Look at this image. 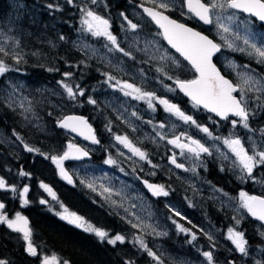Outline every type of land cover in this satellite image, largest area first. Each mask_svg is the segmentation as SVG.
<instances>
[{"label": "rangeland", "instance_id": "374dc122", "mask_svg": "<svg viewBox=\"0 0 264 264\" xmlns=\"http://www.w3.org/2000/svg\"><path fill=\"white\" fill-rule=\"evenodd\" d=\"M76 1L80 5V11H78L77 45L83 51H86L102 62L104 74H100L101 77L97 78L95 89L105 92L104 101L107 104L102 102L110 108L117 122L115 123L114 131L111 127L107 126L109 132L101 144L80 140L79 137L72 135L67 139L66 149L61 154L55 156L63 155L67 151L69 143L75 145L83 143L86 147L90 148L94 154L90 158L65 160L63 162L65 171L72 178L73 182L79 184L80 188L86 189L92 194L95 202L97 201L106 205L107 208L115 211L119 217L130 221L132 224L136 223L139 225V227L135 228L137 231L125 228L109 237H114L117 234L124 236L125 233L129 232V240L131 242H136L135 244L140 247L137 238L142 239L147 248L151 249L159 257L162 264H208L203 253L206 251L212 252L211 244L217 246L220 252H224V248L227 247L230 250L234 249L235 246L228 239V229L234 228L237 231L243 232L241 229L243 219L249 215L247 210L241 207L240 193L245 192L251 195L255 191H264V165H256L251 175H249L239 164L235 154L223 141L239 137L245 149L249 151V154H252L254 146L256 151L264 150V131H262L264 130V126H260L259 128L253 126L252 122L248 121L249 128L245 129L240 122V118L235 116H231L229 121L225 122L224 125L217 124L211 119L210 121L214 130L210 129V122L207 124L197 123L209 129L212 134L209 136L196 125L185 123L177 116L166 112L164 106L155 100L153 101V110L148 107L146 100H137L132 96H125L120 91V85L117 84V81L134 84L143 91L154 92L157 97L163 99L177 98L175 82L172 79H168V77L171 75V71H175L173 74L178 71L184 72L188 70V67L184 64L183 59L165 43L161 31L157 32L155 29L148 31L147 25L151 19L143 13L137 2L141 1L153 4L149 0H138L136 4L132 3L131 0H126L127 10L118 11L105 10L102 7L104 6L102 0H96L95 4L92 3V0ZM158 2L159 0H157ZM183 5L184 3H181L180 0H172L168 11L172 9L173 12L181 15L182 19L191 18L190 14H187L186 7ZM85 9L92 10L109 21V30L117 38V44L120 48L129 52L130 56H125L122 52L118 51L116 46L112 45L106 37H97L87 31L86 26L82 24V19L84 18L82 10ZM232 11L229 10V14ZM182 12L185 14L182 15ZM136 19H139L141 22L136 23ZM129 20L138 25L137 29L132 30L129 27ZM255 21L250 14L236 11V21L231 26L234 31H239L241 36L246 34L245 30L247 29L252 34L250 37L252 42L260 46L264 43V27ZM114 24L118 25L117 31L113 29ZM210 27L222 45V51L219 56L222 59L225 72L244 90V103H248L249 105L255 103V90L249 91L248 86L244 84L246 75L239 74H250L259 80L261 84H264V77L262 76L264 75V64L258 63L256 57L249 56L247 52L234 51L224 46L215 25L213 24ZM235 44L237 47L247 48L242 40L235 41ZM0 47H4L6 51L11 52L21 49L19 47V38L15 37L9 29L1 24ZM162 57L164 58L162 59ZM1 60L9 66L10 70L4 74L3 87H0V96L2 97L3 95L19 111L24 112L26 116L25 128L27 131L42 130L45 132L48 128V123L40 108L37 107V104L50 99L54 95H58L61 89L57 88L56 85L45 84L42 87L39 86L36 91H33L17 78L19 75L15 70L17 64L13 59L8 61L3 58ZM127 63H129V66ZM131 64L140 69L133 67ZM109 76L115 79L109 80ZM61 82H59V86L63 87ZM178 105L181 109L184 106L181 103H178ZM67 107L76 108L75 103ZM67 107H64V109ZM191 108L194 109V106L190 104V107L183 108L182 110L185 111L186 115L192 116L197 121ZM133 113H136V115H133ZM159 113H161L160 117H158ZM163 114L165 115L163 116ZM232 120L237 121L235 127L232 125ZM160 124H164V127L160 128ZM219 128L224 131H221ZM2 131L1 129L0 134L2 133L4 136L1 135L5 138L6 135ZM116 136H127L135 147L140 148L141 151L146 153L147 159L141 160L138 156H134L124 145L116 141ZM176 136H179L181 140H188V137L199 140L207 146L210 154L201 153L197 158L185 151L182 155L181 149L168 143L169 140L174 139ZM8 139L6 140L7 144L13 147L17 146ZM146 142L148 145L154 144L152 150L155 151V156L159 152L162 155L164 153L168 154V148L172 149L177 158L176 160H178V163L183 164L184 167L177 168L174 164H170L166 155L159 159H152L148 154ZM55 153L57 154V152ZM109 157L115 160L116 163H105ZM210 163L215 164L219 171H229L238 182V185H234L235 187L231 189L228 187L229 185H220L210 181L203 172L208 169ZM161 167V171L165 170L169 173L168 176L174 175L176 178L180 176L184 181L187 180V184L192 188L190 192L193 193L194 191L197 197L211 192L208 198H214L220 208L223 207V209L229 211L232 219L225 227L220 224L221 227L218 230V232H221L220 235L222 237L214 230V224L211 220L203 216L197 220H192L189 216L187 217L181 210L178 200L173 197L169 188L163 185L169 194L167 196L154 195V197L162 201L160 203L161 206L170 208L172 214H170L168 220L171 221V225H174L178 230L177 225L188 229L187 232H180L179 230L178 233H182V235L183 233H187L190 236V239L187 242L185 241V243L177 241V238L167 239L169 237L167 235L171 232V228L168 225L169 222L166 217L156 213L157 208L151 205L153 194L145 189L142 182L145 178H150L149 180L154 182V176ZM227 183L230 184L231 182ZM89 184L92 187H89ZM250 187L251 189H249ZM105 188L111 189V194L105 192ZM188 204L189 206L185 207L191 210L194 203ZM60 205V215L65 214V209H67L68 213L79 215L64 203H60ZM52 206L55 207L54 205ZM199 209H201V206ZM176 213H179V215ZM14 218L15 216H12L10 219ZM84 220L88 224L100 228L85 218ZM237 220L240 221L239 224H237ZM192 221L195 225L194 228H197L204 235L206 241L196 239L198 236L197 231L190 227ZM100 229L103 230L104 228ZM254 231L256 233L254 238L258 236L259 239H264V228L260 224H257ZM193 234L196 237L195 239L192 238ZM244 237L247 240L245 235ZM253 242H257V240L254 239ZM187 245L192 246V249L186 248ZM246 249V255L238 252L240 264H260L262 262L264 258L263 242L251 245L247 240ZM53 255L55 254H44L40 258V264L44 256L51 257ZM55 256L60 261V264H63L64 260H61L57 255ZM145 264H158V261L148 255ZM213 264H219L215 256H213Z\"/></svg>", "mask_w": 264, "mask_h": 264}, {"label": "trees", "instance_id": "16d2710c", "mask_svg": "<svg viewBox=\"0 0 264 264\" xmlns=\"http://www.w3.org/2000/svg\"><path fill=\"white\" fill-rule=\"evenodd\" d=\"M131 1L136 4L138 0ZM102 2L104 4L102 7L105 10H127L126 0H102ZM139 2L141 1H138L137 4ZM180 2L183 3V0H180ZM49 5H53V7H49ZM78 11H80V5L76 0H72V3H69L68 0H0V24L19 38V47H21L16 52L7 51L8 55L0 53V60L5 58L10 61L13 59L17 64L15 69L19 74L17 78L33 91L45 84L56 85L57 88L62 90L58 95L37 104L48 123L45 132L42 130L27 131L24 112L19 111L3 95L0 96V130L2 129V132L6 135L4 138V135L0 134V170L8 175L11 172L15 173V170L28 173L29 175L25 178H28L34 187H39L41 183L63 180L58 168L49 157L61 154L66 149L67 139L75 135L66 128L60 127L59 120L64 114L79 113L86 116L100 140L108 134L107 126L114 131L117 122L110 108L104 104L106 103L104 101L105 92L95 89L97 78H100L102 73L104 74L102 62L77 45ZM170 12L181 18V15L173 12L172 9ZM184 20L213 32L210 26L205 27L193 17L184 18ZM140 22L139 19H136V23ZM147 26L148 31L154 29L157 32L160 31V28L152 20H149ZM117 27V24L113 25L115 31H117ZM17 54L20 57L19 63L13 58ZM219 55L220 53L216 56V61L223 67ZM122 60L124 61L123 58ZM183 61L188 70L178 71L175 74H173L175 71H171L170 76L174 82L177 78L194 76V70L190 64L184 59ZM127 64L129 66V63ZM132 66L140 69L134 65ZM65 73L71 75L65 76ZM262 76L264 77V75ZM4 77L5 75L0 76V87H3ZM60 81L73 88L76 93L74 99L68 96L64 87L59 86ZM81 90H83L84 95H79ZM254 94L255 103L250 105L245 103V106L248 112V121L252 122L253 126L260 128V126H264V91H254ZM176 96L177 98L174 97L175 99H169V101L178 107V103L184 105L182 109L190 107V104L194 106L193 102L177 88ZM89 98L95 100L96 103L90 104L88 102ZM74 103L76 108L67 107ZM64 107L67 108L64 109ZM179 108L181 109V107ZM191 111L197 123L207 124L210 122V129L212 130L214 128H212L211 119L217 124L224 125L230 118L224 120L202 107L194 106ZM160 116L161 113L158 117ZM219 129L221 130V128ZM7 138L17 146L13 147L7 144ZM25 145L33 148L34 151H27ZM146 146L149 156L155 160L156 153L152 150L154 144L148 145L146 142ZM35 149H39V152ZM203 172L214 183L229 185L228 187L231 189L238 185V182L229 171H219L213 163H210L208 169ZM18 180L20 179L18 178ZM165 180L172 192H178V199H180V187L184 184L189 188V191L192 190L191 186L187 184V180L184 181L180 176L176 178V176L171 175L166 177ZM65 188L66 190H63V194H61L63 201L67 205L72 204L77 209L76 211L90 223L92 222L94 225L104 228L103 230L110 234L109 236L125 228L137 231L132 227L130 221L119 217L115 211L107 208L106 205L95 202L92 194L86 189L78 187V192L74 188L71 191L67 185H65ZM255 192L264 193V191ZM193 193L195 192L193 191ZM152 196L151 205L157 208L156 213L168 220V217L172 214L170 208L161 206L162 201L154 195ZM175 196L173 195V197ZM200 198L199 201L186 200L185 198L178 200L181 210L192 220H197L201 216L211 220L214 224V230L222 237L221 232H218V230L221 225L223 227L228 225L232 219L229 211L223 209V207L220 208L214 198L209 199L205 195ZM188 203H194L191 210L185 207L189 206ZM200 206L201 209H199ZM37 209H40L39 213L36 212ZM43 213V207L39 205H34L33 210L27 209V217L32 231V243L37 248V256L28 258L23 253V241L16 247L6 241L0 242V251H8L15 258L18 257L15 264H40V258L44 254H55L61 260L68 261L69 264H145L147 262V252L137 246L136 242L129 240V232L124 234L125 240L123 243L110 244L107 239L101 240L93 232L85 231L84 228L70 224L67 220L56 217L54 213L49 215ZM168 222L171 232L167 235L169 236L167 239L177 238V241L184 243L190 239L187 233H183V235L178 233L179 230L170 224L171 221L168 220ZM257 224L264 228V224L248 216L243 219L241 229L249 244L254 245V243L263 242L264 245V239H259L258 236L254 238L256 234L254 229ZM190 227L197 231V240L206 241L204 235L197 228H194L193 221ZM11 235L5 234L7 237H17L18 240H21L22 236H17L18 234L14 233H11ZM183 238L184 240H182ZM254 239L257 242H253ZM211 245L212 254L217 258L219 264H240V255L236 248L230 250L227 247L224 248V252H220L217 246ZM186 248L192 249V246L187 245ZM260 264H264V258Z\"/></svg>", "mask_w": 264, "mask_h": 264}, {"label": "snow or ice", "instance_id": "6c2138e0", "mask_svg": "<svg viewBox=\"0 0 264 264\" xmlns=\"http://www.w3.org/2000/svg\"><path fill=\"white\" fill-rule=\"evenodd\" d=\"M68 2L72 3V0H68ZM149 2L156 4V7L160 9L168 11L172 0H159L158 3L157 0H149ZM92 3L95 4L96 0H92ZM183 6L186 7L187 14H190V17H195L206 25L214 24L220 34V39L223 41L224 46L234 51L247 52L249 56L256 57L258 63L264 64V43L258 46L256 43L252 42V39L250 38L252 34L247 29L245 30L246 34L241 36L240 32L234 31L231 26L236 21V11L248 13L252 17L257 18L259 21L264 22V0H184ZM49 7H53V5H49ZM229 10L233 11L229 14ZM82 11L84 12L82 24L86 26L87 31L97 37H106L112 45L116 46L118 51L122 52L125 56L131 55L129 52L119 47L117 44V38L109 30L110 24L107 19L92 10L85 9ZM144 12L162 30L161 35L168 42V44L175 49L176 52L184 58V60L188 61L196 73L195 78L191 80L176 79V87L186 96L191 98L194 106H203L204 109L211 113H215L216 116L224 120H227L230 115L239 117L243 127L248 129V112L243 101L244 90L233 84V82L229 79L225 78V76L221 74L220 70L213 63L212 58L215 53L221 50L222 45L214 42L213 39H210L207 35L188 27L186 24L170 18L165 15L164 12L157 11L155 8L145 7ZM181 14L184 15L185 13L182 12ZM125 19H127V17H125ZM128 25L132 30H135L138 27L137 24L130 20L128 21ZM237 27L239 26L237 25ZM229 37H231V39H229ZM238 40H242L243 44L246 45L247 48L237 47L235 41ZM0 53H3L4 55L9 54L4 47H0ZM13 58L17 60V63H19L20 57L18 54ZM163 58L164 57H162V59ZM9 70V66L3 60H0V76L4 75ZM70 75V73H65V76ZM239 75H246L244 84L248 86L249 91H264V84H261L259 80L255 79L250 74ZM108 79L112 80L115 78L109 76ZM168 79H172V77L169 76ZM61 83L67 91L68 96L74 99L76 93L73 91V88L67 84H63V82ZM117 84L120 85V91L123 92L125 96H132L137 100H146L148 107L153 110V101L155 100L160 105L164 106V110L166 112L177 116L185 123L196 125L202 132L208 134L209 136L212 135L207 127L198 125L192 116L186 115L177 105L170 103L169 100L157 97L154 92L143 91L141 88L136 87L131 83H121L120 81H117ZM238 91L240 92V98L234 95V93ZM79 95H84L83 90L79 92ZM88 102L90 104L96 103V101L91 98H89ZM133 115H136V113H133ZM149 123L151 122L149 121ZM236 124L237 121L232 120L233 127H235ZM60 127L71 129V131L84 136L85 139L91 140L92 143H99L91 125L88 124L87 120L83 117L67 116L60 122ZM163 127L164 124H160V128ZM161 138L163 139V137ZM115 139L117 142L124 145V147L127 148L134 156H138L141 160L147 159L146 153L141 151L140 148L135 147L127 136H116ZM187 139L189 141L188 143H182L180 137L176 136L174 139L169 140L168 143L181 149L182 155L186 151L198 158L201 153H209V149L199 140L193 139L192 137H188ZM223 142L235 154L239 164L249 175H251L253 168L256 165H264V150L256 151L254 146L252 154H249V151L245 149V146L239 137L225 139ZM25 148L29 152L34 151L33 148L28 147L27 145H25ZM35 151L39 152V149H35ZM87 155V151L73 143H69L67 145V151H65L63 155L51 156L49 158L59 169L61 177L66 179L68 183H72V178L65 171L63 162L68 159H79L82 156ZM170 162L177 168L184 167L183 164L177 163L175 155L171 157ZM105 163L115 164L116 161L109 157ZM149 163H151V161H149ZM19 175L24 177L29 174L21 171ZM144 183L155 196H167L169 194L163 185H154L148 183L147 181ZM88 186L92 187L91 184ZM40 187L52 195L54 199L56 198L52 189L48 185L41 183ZM9 188L12 192H17L16 186H9L5 179L0 177V189ZM104 191L111 194V189L109 188H105ZM28 192L29 188L25 185L18 193L20 201L24 205H27L29 202L27 199ZM117 195H119V193H117ZM240 200L241 207L246 209L248 214L259 221H264V197L250 196L245 192H241ZM40 202L42 204L45 203L43 200ZM4 209L5 205L0 203V223L6 224V226L12 231L22 233L24 241L27 242L28 253L32 256H37V248L32 243V231L29 227L28 219L19 212L15 214L14 219H10L4 214ZM176 214L179 215V213ZM61 219L67 220L68 223L74 224L77 227L84 228L85 231L93 232L101 240L107 239L110 244H116L117 242L123 243L125 240V237L119 234L114 237H109V234L106 231L88 224L83 217L77 215L76 213H68L67 209H65V214L61 215ZM239 223L240 221L237 220V224ZM132 227L137 228L139 225L133 223ZM177 227L181 232L188 231V229H185L180 225H177ZM192 238H196L194 234ZM209 239H211V237H209ZM228 239L241 254H247V240L245 239L243 232L237 231L234 228H229ZM137 242L141 248L147 251L149 256L158 261V264H162L159 257L151 249L147 248V245L142 239L137 238ZM203 255L207 259L208 264H213L212 252L206 251ZM0 264H7V262L5 260H0ZM41 264H60V261L55 255L51 257L44 256ZM63 264H68V261H63Z\"/></svg>", "mask_w": 264, "mask_h": 264}, {"label": "flooded vegetation", "instance_id": "af4514ba", "mask_svg": "<svg viewBox=\"0 0 264 264\" xmlns=\"http://www.w3.org/2000/svg\"><path fill=\"white\" fill-rule=\"evenodd\" d=\"M256 23H258V22H256ZM79 139L83 140L84 138L79 137ZM97 140L99 141V143H94V144H101V140H104V138L100 140V138L98 136ZM181 142L182 143H188L189 141L186 140V139H183V140H181ZM90 143H92V142L90 141ZM204 146L207 147L206 145H204ZM87 149L89 151L88 152L89 155L85 156V157H81L79 159L90 158V157H92L94 155L91 152L90 148L87 147ZM164 155L167 156L168 162L170 164H172L170 162V160H171V157L173 155H175L173 153L172 149L168 148V154L164 153L162 155L161 152H159L156 155V159H159V158L163 157ZM177 163H178V160H177ZM161 170H162V167L159 168V171H157V173L155 174L154 182L150 181V184L166 185V187L169 188L167 183H166V180H165L166 176L168 177L169 173H167L165 170L164 171H161ZM14 172L15 173L11 172L12 174L10 173V175H8L4 171L0 170V177L4 178L6 183L9 186L14 185L17 188V192H15V193L12 192L10 190V188L9 189H0V203H3L5 205V209L3 210V212L9 218H11L12 216H15V214L17 212H19L20 214L24 215L28 219V217H27V209L33 210L34 205H39V206L43 207V211H44L43 214H48L49 215L50 213H54L56 215V217L61 219V215L59 214V210L61 208L60 203H64L65 205H67L63 201V199L61 197V194H63L62 191L66 190L65 185L69 186L71 191H73L75 189V190H77L79 192L78 187H80V186H79V184L77 182L68 183V181L65 180L64 178H63V180L59 179L57 182L53 181V182H50V183H43V184L48 185L52 189V192L55 194V197H56L54 199L53 196L50 195L47 191H45L42 187H40V185H39V187L38 186L34 187L32 185V182L29 181L28 178H25L27 176H24V177L20 176L19 175L20 172L16 171V170ZM55 177L60 178L58 176H55ZM18 178L20 180H18ZM25 185L28 186V188H29V192H28V195H27V199H28L29 202H28L27 205H24V204L21 203L19 195H18L19 191L22 190L23 186H25ZM184 185L180 187L181 188L180 191H179L180 199H178V192H172L169 189L170 193H172L174 196L177 193V195L174 197L176 200H182L183 198H185V199L188 198V199H193V200L199 201L201 199L200 197L204 196V195H199L197 197V195L195 193H191L188 190L189 188L187 186H184ZM209 193H211V192H209ZM209 193H206L205 196H210ZM41 200L45 201V203L42 204L40 202ZM55 202H58V203H55ZM52 205H54L55 207H53ZM90 205L93 206L92 204H90ZM67 207H70L74 211L77 210V209H75L72 206V204L67 205ZM36 212L39 213L40 209H37ZM82 217H83V215H82ZM11 233L18 234L17 236H20V237L22 236V233H18V232L12 231L11 229H9L6 226V224L0 223V242L6 241L7 243H10V245L16 247L18 244H21V242L23 241V245H22L23 253L26 256H28V258H32V255H30L28 253V251H27V242L24 241V239L22 238L23 236L21 237V240H18L17 237L10 238V237L5 236V234L11 235ZM17 259H18V257L15 258L8 251H2V250L0 251V260H5L7 262V264H15V261H17Z\"/></svg>", "mask_w": 264, "mask_h": 264}, {"label": "water", "instance_id": "95a60500", "mask_svg": "<svg viewBox=\"0 0 264 264\" xmlns=\"http://www.w3.org/2000/svg\"><path fill=\"white\" fill-rule=\"evenodd\" d=\"M139 6L141 7V9L143 10V12H144V8L145 7H147V8H155L157 11H162V12H164V14L165 15H167V16H169L170 18H172V19H175V20H177L178 22H180V23H184V24H186L188 27H191V28H193L195 31H199V32H201L202 34H204V35H207L210 39H213V41L214 42H216V43H219L218 41H217V39L215 38V37H213L210 33H208L207 31H205V30H203V29H201V28H198L197 26H195V25H192V24H190L189 22H186V21H184V20H181V19H179V18H177V17H175V16H173V15H171L169 12H167V11H165V10H163V9H160V8H158V7H156V5H153V4H150V3H143V2H139ZM145 13V12H144ZM146 14V13H145ZM147 15V14H146ZM261 22V21H260ZM262 23H264V22H262ZM161 30V29H160ZM161 32H162V30H161ZM165 40V39H164ZM165 42L168 44V42L165 40ZM220 44V43H219ZM169 45V44H168ZM170 46V45H169ZM171 47V46H170ZM172 48V47H171ZM173 49V48H172ZM173 50H175V49H173ZM176 51V50H175ZM218 53V52H217ZM217 53H215L214 54V56H213V63L216 65V67L220 70V72H221V74L223 75V76H225V78H227V79H229L230 81H232L233 82V84H235V85H237L238 87H239V85L228 75V74H226L223 70H222V68L219 66V64L217 63V61L215 60V56H216V54ZM179 54V53H178ZM180 55V54H179ZM182 57V56H181ZM183 58V57H182ZM188 62V61H187ZM196 76V75H195ZM195 76L193 77V78H195ZM193 78H179L180 80H191V79H193ZM179 90V89H178ZM180 91V90H179ZM181 92V91H180ZM183 93V92H182ZM184 94V93H183ZM185 95V94H184ZM234 95H236L238 98H239V95L237 94V93H234ZM186 96V95H185ZM186 97H188V96H186ZM189 99H191L190 97H188ZM201 107H203V106H201ZM214 115H215V113H213ZM67 116H77V117H83L85 120H87L86 119V116H82L81 114H76V113H68V114H65V115H63L61 118H60V120H59V123L61 122V121H63V119L65 118V117H67ZM88 122V121H87ZM89 124V123H88ZM67 130H69V131H71V129H67ZM72 133H74V134H77V135H79L77 132H73V131H71ZM95 134V133H94ZM96 136V135H95ZM84 137V136H83ZM96 139H97V136H96ZM78 147H80V148H82V149H84L85 151H87L88 152V150H87V148H85L83 145H81V144H79V145H77ZM83 157V156H82ZM250 196H260V197H264V194L263 193H258V192H255V193H253L252 195H250ZM250 215V214H249ZM250 217H252L251 215H250ZM252 218H254V217H252ZM256 219V218H255ZM263 224H264V221H261Z\"/></svg>", "mask_w": 264, "mask_h": 264}]
</instances>
